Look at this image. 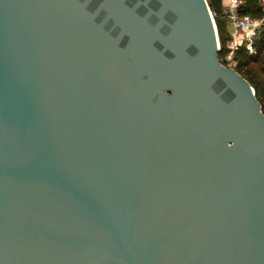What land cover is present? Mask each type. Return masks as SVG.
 <instances>
[{"label": "water", "instance_id": "95a60500", "mask_svg": "<svg viewBox=\"0 0 264 264\" xmlns=\"http://www.w3.org/2000/svg\"><path fill=\"white\" fill-rule=\"evenodd\" d=\"M208 0H0V264H264V112Z\"/></svg>", "mask_w": 264, "mask_h": 264}, {"label": "trees", "instance_id": "16d2710c", "mask_svg": "<svg viewBox=\"0 0 264 264\" xmlns=\"http://www.w3.org/2000/svg\"><path fill=\"white\" fill-rule=\"evenodd\" d=\"M241 1L242 3L239 6V14L241 16L247 15L253 18H261L264 16L263 0ZM208 3L211 9L217 14L215 18L221 39V49L219 51V58L225 64V62H227V54L229 52L227 48V42L231 39V35L229 36V34H227L228 32H226L227 22L225 19V10L227 6H225V0H208ZM221 19H223L224 22L223 20L221 21ZM226 34L228 35V37L225 36ZM255 46L257 50L256 53L249 54L246 44H241L234 51L232 60H234L235 62L234 68L245 78H247L251 85L254 87L256 91V97L262 104V102L264 101V85L260 83V81L262 80L255 79V70L257 71V69L253 68L251 65L257 66L259 72L264 75V28L259 31V34L255 39Z\"/></svg>", "mask_w": 264, "mask_h": 264}, {"label": "built area", "instance_id": "2783aa9c", "mask_svg": "<svg viewBox=\"0 0 264 264\" xmlns=\"http://www.w3.org/2000/svg\"><path fill=\"white\" fill-rule=\"evenodd\" d=\"M241 0H229V4L226 7L225 15L234 30L236 35H233L230 39V49L234 50L241 44H246L249 54L256 53L255 39L259 34V31L264 28V16L261 18H253L251 16H241L239 14V6ZM212 15L215 18L216 12L212 11ZM219 48L221 49L220 45Z\"/></svg>", "mask_w": 264, "mask_h": 264}, {"label": "rangeland", "instance_id": "374dc122", "mask_svg": "<svg viewBox=\"0 0 264 264\" xmlns=\"http://www.w3.org/2000/svg\"><path fill=\"white\" fill-rule=\"evenodd\" d=\"M263 3H264V0H263ZM213 11V10H212ZM226 18L225 19H227L228 20V17L227 16H225ZM215 20H216V18H215ZM223 19H221V21H222ZM223 22H224V20H223ZM216 24H217V22H216ZM226 32H228L227 34H229V36L231 35V37L233 36V35H236L234 32L233 33H231V28H230V26H229V24H227V26H226ZM218 34H219V32H218ZM225 35L226 37H228V35ZM230 41V40H229ZM227 42V48H228V50H229V52H228V54H227V62H225V65H228V66H232V67H234V65H235V62H234V60H232V56H233V54H234V51L236 50V49H234V50H232V49H230L231 47H230V42ZM219 45H220V47H221V39H220V34H219ZM253 68H255V69H257V71L255 70V72H256V75H255V79L256 80H262V81H260V83L262 84V85H264V75L262 74V73H260L259 72V70H258V68H257V66H253V65H251ZM261 75V76H260ZM263 75V76H262ZM264 100V99H263ZM262 106H263V109H264V101L262 102V104H261Z\"/></svg>", "mask_w": 264, "mask_h": 264}, {"label": "crops", "instance_id": "0c3cea01", "mask_svg": "<svg viewBox=\"0 0 264 264\" xmlns=\"http://www.w3.org/2000/svg\"><path fill=\"white\" fill-rule=\"evenodd\" d=\"M225 4H226L225 6H228V4H229V0H225ZM225 18H226V17H225ZM226 22H227V24H229V26H230V28H231V33H233L234 30H233V28H232V26H231L229 20L226 19Z\"/></svg>", "mask_w": 264, "mask_h": 264}]
</instances>
